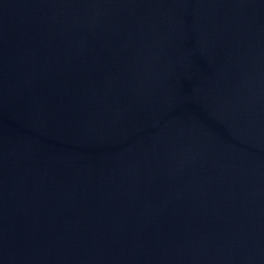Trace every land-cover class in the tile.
<instances>
[{
  "label": "water",
  "instance_id": "1",
  "mask_svg": "<svg viewBox=\"0 0 264 264\" xmlns=\"http://www.w3.org/2000/svg\"><path fill=\"white\" fill-rule=\"evenodd\" d=\"M0 264H264V0H0Z\"/></svg>",
  "mask_w": 264,
  "mask_h": 264
}]
</instances>
